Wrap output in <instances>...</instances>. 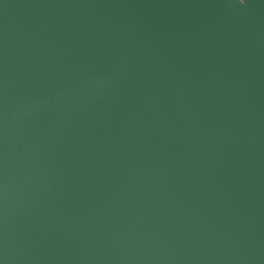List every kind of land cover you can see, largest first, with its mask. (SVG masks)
<instances>
[{
    "label": "water",
    "instance_id": "water-1",
    "mask_svg": "<svg viewBox=\"0 0 264 264\" xmlns=\"http://www.w3.org/2000/svg\"><path fill=\"white\" fill-rule=\"evenodd\" d=\"M0 264H264V0H0Z\"/></svg>",
    "mask_w": 264,
    "mask_h": 264
}]
</instances>
